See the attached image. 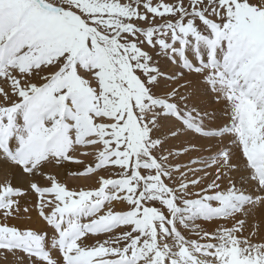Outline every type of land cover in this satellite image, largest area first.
I'll return each instance as SVG.
<instances>
[{
	"label": "snow or ice",
	"instance_id": "6c2138e0",
	"mask_svg": "<svg viewBox=\"0 0 264 264\" xmlns=\"http://www.w3.org/2000/svg\"><path fill=\"white\" fill-rule=\"evenodd\" d=\"M0 264H264V0H0Z\"/></svg>",
	"mask_w": 264,
	"mask_h": 264
},
{
	"label": "bare ground",
	"instance_id": "6f19581e",
	"mask_svg": "<svg viewBox=\"0 0 264 264\" xmlns=\"http://www.w3.org/2000/svg\"><path fill=\"white\" fill-rule=\"evenodd\" d=\"M92 150L89 148L81 149V152H91ZM84 161L85 164L91 159H94L92 156H83L81 157ZM82 166H78L75 164H68L66 166V169L61 170V173L59 175V179L61 182L65 183L69 187H74V188H79L81 186L87 187L88 185H94V180L90 178H86L84 176H73L70 173L75 172V171H82ZM32 211L30 213L24 214L21 217V220L23 222H29L31 220V224L34 228H40L42 225L38 221L37 214L35 209L33 208V205L31 202L27 205ZM119 205H117L118 207ZM202 227H210L211 225L208 222H202Z\"/></svg>",
	"mask_w": 264,
	"mask_h": 264
}]
</instances>
